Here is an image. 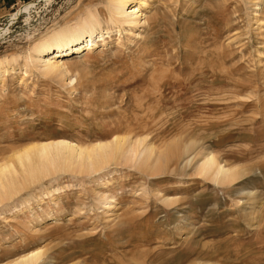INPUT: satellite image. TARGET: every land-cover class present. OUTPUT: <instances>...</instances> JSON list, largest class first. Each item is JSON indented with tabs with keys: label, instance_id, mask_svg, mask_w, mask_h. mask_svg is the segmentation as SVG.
I'll return each instance as SVG.
<instances>
[{
	"label": "rangeland",
	"instance_id": "1",
	"mask_svg": "<svg viewBox=\"0 0 264 264\" xmlns=\"http://www.w3.org/2000/svg\"><path fill=\"white\" fill-rule=\"evenodd\" d=\"M146 1L130 34L110 27L51 76L24 67L31 47L87 10L106 21L108 0H0V61L15 59L0 78V164L29 143L114 135L166 156L152 174L56 172L0 202V264L33 249L36 264H264V0ZM204 151L238 178L195 175Z\"/></svg>",
	"mask_w": 264,
	"mask_h": 264
},
{
	"label": "bare ground",
	"instance_id": "2",
	"mask_svg": "<svg viewBox=\"0 0 264 264\" xmlns=\"http://www.w3.org/2000/svg\"><path fill=\"white\" fill-rule=\"evenodd\" d=\"M147 7L146 0H108L106 21L96 10H87L74 22L51 29L34 43L23 65L41 70L43 75L61 76L65 72L64 58L88 52L96 47L98 41L110 38L113 32L110 27L117 28L114 32L130 34L131 28L143 23L142 11ZM124 25L128 27L125 29ZM12 62H15L14 58L0 61V78L13 67ZM144 141L143 138L131 140L126 135H114L108 140L88 144L60 138L29 143L13 150L0 164V202L11 199L25 186L60 171L77 175L93 174L113 163L116 166L129 164L152 174L159 169L157 166L166 156L160 153L151 159L153 146L143 144ZM188 150L189 145H181L173 150L172 157L186 159L182 162L187 165L192 160L186 155ZM197 157L193 171L199 178L220 186L238 178L237 169L220 163L212 152L204 151ZM162 201L168 203L170 199L164 197ZM107 208L110 209V204ZM41 256L39 249H33L3 264H36Z\"/></svg>",
	"mask_w": 264,
	"mask_h": 264
}]
</instances>
